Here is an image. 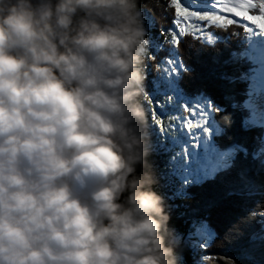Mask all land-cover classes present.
<instances>
[{
  "label": "clouds",
  "instance_id": "obj_1",
  "mask_svg": "<svg viewBox=\"0 0 264 264\" xmlns=\"http://www.w3.org/2000/svg\"><path fill=\"white\" fill-rule=\"evenodd\" d=\"M147 35L140 0H0V264H178Z\"/></svg>",
  "mask_w": 264,
  "mask_h": 264
},
{
  "label": "trees",
  "instance_id": "obj_2",
  "mask_svg": "<svg viewBox=\"0 0 264 264\" xmlns=\"http://www.w3.org/2000/svg\"><path fill=\"white\" fill-rule=\"evenodd\" d=\"M166 4L167 0H140L149 41L143 103L150 138L147 160L156 180L153 189L164 197L172 238L179 236L181 246L197 237L202 227L214 234L210 243L200 246V258L186 249L178 264H264V153L260 151L264 129L248 121L244 106L251 72L245 53L248 31L240 24L213 26L209 31L218 36L215 43L189 34L177 47L163 35L173 27ZM174 55L181 69L173 77L166 64ZM174 90L186 98L209 99L220 130L214 144L221 151L239 148L225 168L201 182L182 179L174 136L169 128L160 129L148 102L167 119Z\"/></svg>",
  "mask_w": 264,
  "mask_h": 264
},
{
  "label": "rangeland",
  "instance_id": "obj_3",
  "mask_svg": "<svg viewBox=\"0 0 264 264\" xmlns=\"http://www.w3.org/2000/svg\"><path fill=\"white\" fill-rule=\"evenodd\" d=\"M209 3L210 0H199L197 7L199 10H205ZM225 15L227 18H232L230 14ZM235 19L239 21L241 18ZM246 23L250 24V22ZM245 28L248 31L246 37L247 52L245 53L250 60L251 72L248 77L250 82L249 93L244 106L248 110V121L252 124L262 126L264 129V34H257L255 32V26ZM199 37L209 44H213L218 40V36L209 31V29L206 35ZM259 38L260 40H257ZM258 51L263 53V57L257 54ZM169 61L172 63H169ZM169 61L166 64V69L168 74L174 77L179 73L181 64L176 55L170 58ZM173 69L175 70L173 71ZM256 91L259 92L255 94L258 100H253V94ZM185 107L197 108L204 114L203 119L200 116L196 117L199 126L189 131L183 126L182 120L177 119L175 125L169 127V132L173 134V143L178 148L179 154L177 160L181 162V164H178V170L180 171L182 179L188 182H201L214 176L222 168H225L239 151V148L233 146L225 151H221L214 144L213 137L220 130L213 118L212 102L203 96L194 99L186 98L177 90H174L172 105L170 107L171 110L168 112L167 118L183 117L186 115L184 112ZM254 108L257 109V112H255ZM260 146L261 153H264V135ZM213 235V232L209 228L202 227L197 237L188 238L183 242V246H181L182 240L179 236L172 238L170 243L174 247L178 258H182L183 253L187 249L195 259H198L201 257L200 246L204 242L210 243Z\"/></svg>",
  "mask_w": 264,
  "mask_h": 264
},
{
  "label": "snow or ice",
  "instance_id": "obj_4",
  "mask_svg": "<svg viewBox=\"0 0 264 264\" xmlns=\"http://www.w3.org/2000/svg\"><path fill=\"white\" fill-rule=\"evenodd\" d=\"M198 4L199 0H167L166 7L172 12L173 27L163 33L166 40H170L178 47L185 35L204 36L210 27H228L237 23L245 27L255 26L257 34H264V0H210L205 10H199ZM225 14H230L232 18H227ZM235 18L241 19L237 21ZM148 102L153 105V119L162 131L173 127L177 119L182 120L183 126L191 131L199 126L196 117L204 118L199 109L188 107L184 108L186 115L183 117L161 118L156 114L153 102L151 100Z\"/></svg>",
  "mask_w": 264,
  "mask_h": 264
},
{
  "label": "bare ground",
  "instance_id": "obj_5",
  "mask_svg": "<svg viewBox=\"0 0 264 264\" xmlns=\"http://www.w3.org/2000/svg\"><path fill=\"white\" fill-rule=\"evenodd\" d=\"M258 36H259V35H258ZM260 38H261V37H260ZM260 38H259V39H257V40H260ZM263 41H264V40H263ZM260 53H261V52H259V51H258V53H257V54H259V55H260V57H263V56H262V55H263V53H261V54H260ZM263 59H264V58H263ZM256 67H258V66H256ZM259 67H260V66H259ZM258 93H259V92H258V91H256V92L253 94V100H258V99H257V96L255 95V94H258ZM255 103H256V102H255ZM254 107H255V106H254ZM254 110H255V112H257V109H255V108H254Z\"/></svg>",
  "mask_w": 264,
  "mask_h": 264
}]
</instances>
